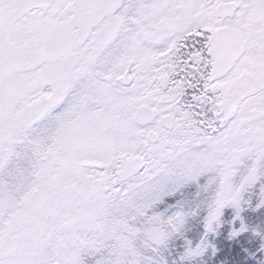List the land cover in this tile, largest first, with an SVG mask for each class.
<instances>
[{"label":"snow or ice","instance_id":"1","mask_svg":"<svg viewBox=\"0 0 264 264\" xmlns=\"http://www.w3.org/2000/svg\"><path fill=\"white\" fill-rule=\"evenodd\" d=\"M252 189L264 0H0V264H168L203 213L192 264Z\"/></svg>","mask_w":264,"mask_h":264},{"label":"trees","instance_id":"2","mask_svg":"<svg viewBox=\"0 0 264 264\" xmlns=\"http://www.w3.org/2000/svg\"><path fill=\"white\" fill-rule=\"evenodd\" d=\"M194 185L184 189L186 196L190 190H194ZM249 204H242L243 210L240 217L247 225V231L236 237L230 236L231 226L239 227V221L233 222L235 211L231 207L226 208L223 212V219L218 231L207 235V242L215 245V251L205 253L204 257L197 258L192 264H264V251H261L260 245L264 243L260 236L254 235L259 232L264 235V208L256 209V189L245 193H251ZM184 197L177 195L175 198H165V203L158 206L159 211L170 208L169 205H179L183 210H187ZM178 206V207H179ZM185 210V211H186ZM232 221V222H231ZM192 228L185 231L183 236L177 237L172 243L174 244L173 260L175 261L183 250L185 238L190 239L193 243L198 242L204 236L202 217H197L190 224ZM188 225V226H190ZM202 236V237H201ZM201 237V238H200ZM177 251V252H176ZM170 257L167 259L169 260ZM169 264L173 262L169 261Z\"/></svg>","mask_w":264,"mask_h":264},{"label":"rangeland","instance_id":"3","mask_svg":"<svg viewBox=\"0 0 264 264\" xmlns=\"http://www.w3.org/2000/svg\"><path fill=\"white\" fill-rule=\"evenodd\" d=\"M194 190H190L189 191V193L186 195V196H183L184 197V199L185 198H188V199H192L193 197H194V194H195V192H196V188H195V186H194V188H193ZM251 195H253L252 194V192L251 193H244L243 194V196H242V199H243V201H246V200H249V199H251ZM255 195H256V199H257V194L255 193ZM179 205H174V206H171L170 208H168L167 209V213L170 215V214H173L174 212H176V211H181V210H183L180 206L178 207ZM242 207V210H243V206H241ZM229 208V207H228ZM226 209V208H225ZM224 209V210H225ZM186 210V209H185ZM188 210V209H187ZM186 210V211H187ZM224 210H223V212H224ZM202 217V221H203V213H201V214H199V215H196V216H191V215H189V216H187L186 217V223H185V227H184V230L182 231V233L181 234H174L171 238H170V240L168 241V245H167V248H166V250H165V256L168 258V257H170L171 256V258H169V260H168V264H169V261H171V262H173L174 260H173V252H172V250L174 249V244L172 243L177 237H180V236H183L184 235V233H185V231H187V230H189L190 228H192V226L190 225L191 223H192V220H195V218H197V217ZM222 219H223V215H222V217H221V221H222ZM233 221V220H232ZM231 221V222H232ZM222 224V223H221ZM221 224H220V226H221ZM188 225H190V226H188ZM219 228V227H218ZM218 228L216 229V231H218ZM234 229V227H233V225L231 226V231ZM231 231H230V233H231ZM202 237V236H201ZM200 237V238H201ZM187 238H185V240H186ZM187 240H190V239H187ZM210 244V243H209ZM211 245V247L210 248H208V250L205 252V253H210V252H213V249L215 250V245L214 244H210ZM177 252V251H176ZM204 253V254H205ZM201 257H204V255L203 256H201ZM201 257H199V258H201Z\"/></svg>","mask_w":264,"mask_h":264}]
</instances>
